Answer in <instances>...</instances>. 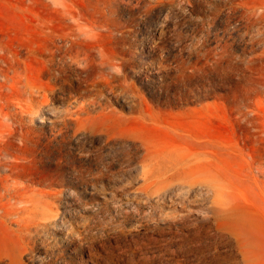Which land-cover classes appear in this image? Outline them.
<instances>
[{"label":"rangeland","instance_id":"obj_1","mask_svg":"<svg viewBox=\"0 0 264 264\" xmlns=\"http://www.w3.org/2000/svg\"><path fill=\"white\" fill-rule=\"evenodd\" d=\"M6 69L0 264H264V0H0Z\"/></svg>","mask_w":264,"mask_h":264},{"label":"bare ground","instance_id":"obj_2","mask_svg":"<svg viewBox=\"0 0 264 264\" xmlns=\"http://www.w3.org/2000/svg\"><path fill=\"white\" fill-rule=\"evenodd\" d=\"M2 67V66H1ZM9 67V66H8ZM15 67V66H14ZM5 68V67H4ZM4 68H3V70H4ZM8 69V68H7ZM6 69V70H7ZM12 69V68H11ZM9 70H7V71H1L0 70V74L5 78V79H9V75H8V72ZM17 71V70H16ZM21 71V70H20ZM17 73H19V72H17ZM12 74V73H11ZM19 75V74H18ZM24 75V74H23ZM13 78V77H12ZM14 79V78H13ZM20 79V78H19ZM20 80H22V79H20ZM19 81V80H18ZM9 82V81H8ZM5 84H6V82H4ZM19 83V82H18ZM17 83V84H18ZM20 85V84H19ZM21 85H22V83H21ZM15 86V85H14ZM25 87V86H24ZM19 88H21L20 86H19ZM2 89V88H1ZM24 89V88H23ZM18 91V90H17ZM22 92V91H21ZM21 92H20V94H21ZM5 93V92H4ZM25 93V92H24ZM23 94V93H22ZM27 94V93H26ZM29 94H30V92H29ZM34 94V93H33ZM36 94V93H35ZM6 96V95H5ZM22 96H24V95H22ZM32 96V94L29 96V97H31ZM34 96H36V95H34ZM33 96V97H34ZM14 97V96H13ZM25 97V96H24ZM23 97V98H24ZM36 97H38V96H36ZM37 99V98H36ZM7 102V101H6ZM33 102V101H32ZM35 103V102H34ZM17 105V104H16ZM19 108V107H18ZM21 108V107H20ZM26 109V108H25ZM1 110V109H0ZM21 110V109H20ZM22 111V110H21ZM27 111H29V110H27ZM14 113V112H13ZM9 114V113H8ZM7 114V115H8ZM20 114V113H19ZM9 116V115H8ZM32 117V116H31ZM28 118V117H27ZM22 121V120H21ZM263 164H264V162H263ZM258 169H260V168H258ZM262 169L264 170V168L262 167ZM260 171V170H259ZM263 176H264V172H260ZM259 173V174H260ZM261 175V176H262ZM171 176V175H170ZM155 178H157V182H156V184L158 183V182H160V181H162V180H167L168 178H170V177H167L166 179H164V178H162V177H158V176H156L155 174H153V180L155 179ZM196 180L197 179H193V180H189V181H185L184 182V186H186L188 189H189V191L191 192V191H194V190H199V191H203V190H205V191H207L208 193H210V192H213V193H215V202H217V200L219 199V184H218V182H216V181H213V180H211V179H208V178H204V179H202V180H198V182H196ZM172 183V182H171ZM182 183V182H181ZM164 185V184H163ZM162 185V186H163ZM167 185V184H166ZM162 186H160V187H162ZM154 187V186H153ZM157 187V186H156ZM160 187H158V188H160ZM157 188V189H158ZM156 191V190H155ZM154 192V191H153ZM156 193V192H155Z\"/></svg>","mask_w":264,"mask_h":264}]
</instances>
